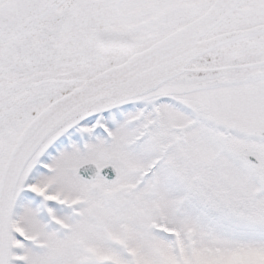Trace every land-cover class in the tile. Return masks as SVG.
<instances>
[{
    "label": "snow or ice",
    "instance_id": "1",
    "mask_svg": "<svg viewBox=\"0 0 264 264\" xmlns=\"http://www.w3.org/2000/svg\"><path fill=\"white\" fill-rule=\"evenodd\" d=\"M0 264H264V0H0Z\"/></svg>",
    "mask_w": 264,
    "mask_h": 264
}]
</instances>
